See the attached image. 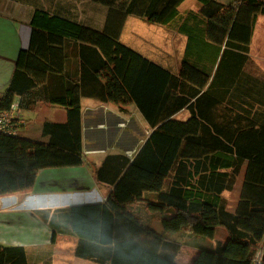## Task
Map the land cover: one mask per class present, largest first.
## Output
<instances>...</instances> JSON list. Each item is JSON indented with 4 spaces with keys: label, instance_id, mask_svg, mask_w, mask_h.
<instances>
[{
    "label": "trees",
    "instance_id": "1",
    "mask_svg": "<svg viewBox=\"0 0 264 264\" xmlns=\"http://www.w3.org/2000/svg\"><path fill=\"white\" fill-rule=\"evenodd\" d=\"M81 1L107 10L100 44L33 28L0 95L1 111L20 97L21 110L45 103L66 112L64 123L44 124L45 143L21 138L22 130L0 133V198L30 191L42 169L83 165L82 97L121 109L135 104L154 129L150 137L132 161L109 157L96 172V181L111 188L104 203L53 212V236L69 230L80 241L79 255L99 264H178L181 246L170 234L212 243L222 229L225 239L207 248L215 264H253L264 244V127L248 118L260 114L245 97L263 93L245 86L264 82L245 65L264 0H197L196 10L182 9L189 0ZM38 8L83 25L58 8ZM130 16L186 38L177 73L121 43ZM183 109L191 117L177 121ZM240 180L230 211L226 194ZM142 208L158 215L162 232L147 224ZM38 213L48 220L51 212ZM0 264L30 260L24 248L0 244Z\"/></svg>",
    "mask_w": 264,
    "mask_h": 264
},
{
    "label": "crops",
    "instance_id": "2",
    "mask_svg": "<svg viewBox=\"0 0 264 264\" xmlns=\"http://www.w3.org/2000/svg\"><path fill=\"white\" fill-rule=\"evenodd\" d=\"M82 3L85 2L81 0H59L50 3L49 6L78 17V22L88 24L89 26L91 25L92 27H96L100 23V27L103 28V20L101 19L99 22L98 17L94 16V14L91 19H87L85 16L83 18V11L81 10ZM23 5L27 9L30 7L34 12L42 11L38 8L42 6L34 1L32 3L27 2ZM48 14L47 21L57 24V27L60 29L59 31H50L46 26L38 24L36 16L27 18L15 16L0 10V95L7 91L13 80L20 51L29 46L31 30L33 28L56 32L78 44L98 46V41H91L94 39L92 29L89 31L79 30L82 27L78 23L52 13ZM80 15L83 20L80 19ZM261 17L264 16L258 18L253 36L256 35V28H258ZM253 36L251 38L249 58L245 65V72L254 78H259L246 70L248 65L249 67L255 65V67L261 68L264 73V56L261 51L263 50L264 42H260L259 39L254 40ZM253 42H256L255 53H251ZM146 58L149 59L148 57ZM149 60L165 69L177 73L178 69H172L168 64H161L151 59ZM259 79L264 82V77ZM245 88L251 93H263V95L246 96L245 99L251 102L255 106V111H258L260 114L259 118L254 117V114H249L248 118L250 120L254 119L257 125H263L264 127V84L245 86ZM229 89L231 90V87ZM81 102L83 165L42 169L38 172L35 184L30 191L0 198V244L24 248L28 254L30 264H99L79 255L78 247L80 241L69 230L64 233L58 232L53 236L54 226L56 225V222L54 226L50 224L53 212L75 206L104 203L111 188L105 183L96 181V172L109 157L126 156L132 161L154 130L135 104L118 109L112 104L101 103L96 99L88 97H82ZM19 104L20 97H16L13 105H16L19 116L26 122L25 127L19 135L23 139L45 143L49 139L42 136L44 124L46 122L64 123L66 120V112L50 104L37 103L32 110H21L19 109ZM182 113L187 114L186 118L182 119L178 117ZM110 114L117 117V122L120 120L123 121V125L120 126V124H117L115 127L116 130L113 131L109 130L112 128V123H109L107 117ZM190 117L191 112L188 109H183L175 115V119L181 122L188 121ZM132 122L139 126L140 130L146 136L138 142L139 146L136 149L124 150L118 147V137L120 133H130L128 125ZM116 133L118 134L116 135ZM128 137L131 139L136 138L134 133L128 134ZM97 142L101 143L103 147L99 148L93 145ZM241 186L242 181L240 180L235 187L239 189L238 193L241 190ZM227 199L229 210L234 211L237 204V197L234 202L235 206H233L232 201L228 197ZM41 211L51 212L48 214V220L45 219L47 218L45 217L46 214L41 215L38 213ZM141 211L145 217V221L149 225H151L149 223V220H152L151 217L158 218V215H152L144 208ZM180 233L184 234V232ZM185 234L187 235L186 237H191L186 241L190 245H183L176 239L181 246V253L183 252V248L191 246L189 249L193 251V254L197 253L199 255V253H203L205 254V259H209L208 264H215L216 255L214 251L207 248H212V243L215 244L225 239L224 231L222 229L217 230L212 243L208 242L205 238ZM191 239L193 240L192 243ZM80 251L83 250L80 248ZM188 253L190 252L188 251ZM180 254L177 256L176 262L178 264H185L179 262ZM194 256L192 255L191 259ZM195 262L198 264L197 260Z\"/></svg>",
    "mask_w": 264,
    "mask_h": 264
},
{
    "label": "rangeland",
    "instance_id": "3",
    "mask_svg": "<svg viewBox=\"0 0 264 264\" xmlns=\"http://www.w3.org/2000/svg\"><path fill=\"white\" fill-rule=\"evenodd\" d=\"M21 1V2H19ZM36 2L37 4H39L40 6L44 7V8H48L50 3L59 1V0H0V10L1 11H6L7 13H10L12 15L15 16H21V17H27V18H31L36 16L37 18V23L42 25V26H46L47 29H50V31H59L60 29L57 27V24L53 23V22H48L47 19L49 17V12L42 10L40 11H32V9L29 7L28 9L25 8V3L27 2ZM217 2H219L220 4H223L225 6L228 5V3L237 1V0H216ZM25 2V3H23ZM23 3V4H21ZM75 3V2H74ZM48 4V6H47ZM189 4V5H188ZM76 5V3H75ZM188 8H193V9H197L199 7L197 0H189L186 3H184L182 5V9H184L185 7ZM93 8V9H91ZM81 10L83 11L82 15L83 18L84 16L87 17V19H91L94 16L98 17V21L100 22V20L102 19L105 25L106 22V17H107V10L104 7H101L99 5H90V3H82L81 6ZM83 18H81L80 15V19L83 20ZM82 28H79V30L82 31H89L92 29L93 34H94V39H92L91 41H98V45L100 44L102 37H103V32H102V28L100 27V23H98V25L96 27H92L91 25L89 26L88 24L83 23V25H79ZM92 27V28H91ZM104 27V26H103ZM257 27V26H256ZM255 31V30H254ZM254 40L259 39L260 42H264V17H261L259 19V23H258V28H256V35L253 36ZM88 42V40H87ZM121 43H123L124 45L131 47L135 50H137L139 53L145 55L146 57H148L149 59L158 62V63H165L168 64V66H170V68L172 69H178L180 68V64L182 61V57H183V53H184V49H185V44H186V38L183 35L178 34L177 32L173 31L172 29L168 28V27H162V26H157V25H150L149 23H147L146 21L135 17V16H130L124 26L123 29V33L121 36ZM256 42H253V45L251 47V53H255L256 52ZM264 44V43H263ZM262 46V45H261ZM263 50H261L263 52V56H264V47H262ZM177 70V71H178ZM247 72H250L252 74H255L256 76H258L259 78H263L264 77V73L263 70L261 68L252 66L249 67V65L246 67ZM118 109H121L119 107H117ZM123 109V108H122ZM187 114L186 113H182L180 114L178 117L184 119L186 118ZM108 117V121L109 123H112L111 126L112 128L109 129L110 131L116 130L115 127L117 126V124L120 126L123 125L122 124V120H120L119 122H117L118 120L116 119L117 117L113 114H110L107 116ZM111 119V120H109ZM134 119V118H133ZM128 129L130 130V133H134L136 136V140L135 139H131L128 137V134H119L118 137V147L122 148V149H136L137 146H139V141L141 139H144V137L146 136V134L144 132H142L139 128V126H137L134 122L130 123L128 125ZM118 133H116L117 135ZM131 137V136H130ZM93 142V141H91ZM96 147H103L101 143L97 142L95 144ZM130 153V152H129ZM239 189L236 188V191L229 195L226 194V196L230 199V201H232L233 206H235L234 202H235V198L238 194ZM152 220L156 219L154 217H151ZM149 220V223L154 226L153 228L156 231L161 232L162 231V225L160 222H158V220ZM170 238L172 240L177 239L178 242H180L183 245H190L189 243H187L186 241L189 240L191 237H186L187 235L184 234H170L169 235ZM192 239H191V243H192ZM209 242V241H208ZM189 248H191V246L189 247H185L183 248V252L181 253V250L179 252L180 254V259L179 262H183L185 264H197L195 261H198V264H208L209 263V259L207 260V258L205 259V254L203 253H199V255H197V253L193 254V251H191ZM188 251L191 253H188ZM178 254V255H179ZM192 255L194 256L193 259Z\"/></svg>",
    "mask_w": 264,
    "mask_h": 264
},
{
    "label": "built area",
    "instance_id": "4",
    "mask_svg": "<svg viewBox=\"0 0 264 264\" xmlns=\"http://www.w3.org/2000/svg\"><path fill=\"white\" fill-rule=\"evenodd\" d=\"M25 125L26 122L19 116L16 105H13L9 111L0 110V133L15 136ZM263 252L264 244L257 252L253 264H262Z\"/></svg>",
    "mask_w": 264,
    "mask_h": 264
}]
</instances>
